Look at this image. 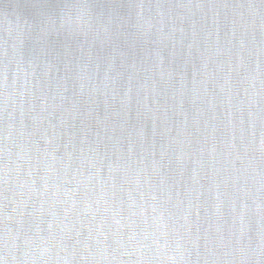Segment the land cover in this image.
<instances>
[{
	"label": "water",
	"instance_id": "1",
	"mask_svg": "<svg viewBox=\"0 0 264 264\" xmlns=\"http://www.w3.org/2000/svg\"><path fill=\"white\" fill-rule=\"evenodd\" d=\"M93 2L0 0V264H264V0Z\"/></svg>",
	"mask_w": 264,
	"mask_h": 264
},
{
	"label": "clouds",
	"instance_id": "2",
	"mask_svg": "<svg viewBox=\"0 0 264 264\" xmlns=\"http://www.w3.org/2000/svg\"><path fill=\"white\" fill-rule=\"evenodd\" d=\"M118 5H100L93 0H62L55 7L43 6L31 24L27 26L30 32H35L38 43L46 44L50 36L73 37L76 35L87 36L95 27V36L105 34L106 40H110V30L115 22L116 28L130 26L134 34L144 35L151 27L150 21L144 20L142 11L136 12L135 23L130 24L131 16L116 19L115 8ZM141 10L143 9V6ZM122 35H125L122 33ZM43 51V47L41 48ZM7 56V47L4 51ZM8 65H4V87L7 91Z\"/></svg>",
	"mask_w": 264,
	"mask_h": 264
}]
</instances>
